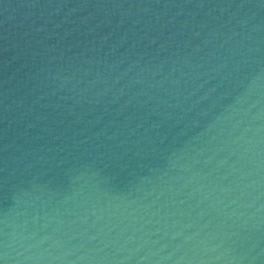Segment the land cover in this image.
I'll return each instance as SVG.
<instances>
[{
	"label": "water",
	"instance_id": "water-1",
	"mask_svg": "<svg viewBox=\"0 0 264 264\" xmlns=\"http://www.w3.org/2000/svg\"><path fill=\"white\" fill-rule=\"evenodd\" d=\"M0 264H264V0H0Z\"/></svg>",
	"mask_w": 264,
	"mask_h": 264
}]
</instances>
